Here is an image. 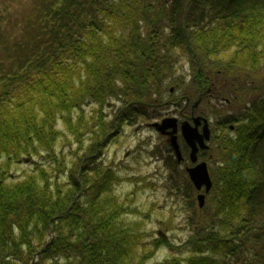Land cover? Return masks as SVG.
Masks as SVG:
<instances>
[{
	"label": "trees",
	"instance_id": "1",
	"mask_svg": "<svg viewBox=\"0 0 264 264\" xmlns=\"http://www.w3.org/2000/svg\"><path fill=\"white\" fill-rule=\"evenodd\" d=\"M181 96L208 107L215 187L238 216L215 232L196 207L187 240L144 242L99 158ZM163 247L153 264H264V0H0V264H148Z\"/></svg>",
	"mask_w": 264,
	"mask_h": 264
},
{
	"label": "rangeland",
	"instance_id": "2",
	"mask_svg": "<svg viewBox=\"0 0 264 264\" xmlns=\"http://www.w3.org/2000/svg\"><path fill=\"white\" fill-rule=\"evenodd\" d=\"M169 106L170 105L166 106L164 112L170 114L175 113V111L179 109L174 105L172 107ZM92 107L93 106H88L86 108V117L91 115V111L93 110ZM58 130L60 134L56 139L57 152L63 151L66 163L68 164V161L72 159L70 155L71 150L75 148L74 145L69 146V143L73 141V136L66 130V127H64L62 123L59 125ZM87 138L88 137L84 140L85 147L89 144ZM158 139L159 135L157 136L146 123L140 122V124L134 126L130 125L125 128L123 134L115 137V139L103 148L105 165L110 163L116 166V162H124L131 168V171L116 168L118 174L123 177V181L115 185L112 195L110 196L112 198L116 197L118 204L123 207L129 206L130 208H136L138 210L132 213L130 215L131 218L127 221L133 226L135 224L132 222L138 223L137 225L140 226L139 231L142 233L141 241L145 242V240L150 238L145 236L147 234L146 232H150L153 236L156 231H161L173 240V242L179 244L181 241L187 240L193 233L192 228L187 223V218L188 216L191 218L198 217L199 213L195 210L197 207L195 195L192 190L186 186L185 181L181 179L177 180L174 185L176 197L167 194L163 187V178L157 174V169L162 166L161 174L166 176L167 171L164 169L165 166L162 163L160 164L159 161H153V159H147L148 161L144 160L139 163L134 162L132 159L133 151L139 144L144 142L147 146L156 147L158 145ZM31 167L32 164H30L29 161L22 160L12 163L11 171L12 174L20 176L23 172L29 171ZM133 174L144 175L147 180L141 183H134V181H130L129 179ZM60 180L64 182L66 179L65 177H61ZM63 193L65 194V192ZM106 197H109L108 193ZM210 210L211 204L206 198L203 211L208 213ZM194 212L196 213L195 216H193ZM125 218L126 217H124V220ZM128 227H130V225ZM169 254V250L167 251L166 249L160 248L156 251L154 257L148 260V264L160 261L168 257Z\"/></svg>",
	"mask_w": 264,
	"mask_h": 264
},
{
	"label": "water",
	"instance_id": "3",
	"mask_svg": "<svg viewBox=\"0 0 264 264\" xmlns=\"http://www.w3.org/2000/svg\"><path fill=\"white\" fill-rule=\"evenodd\" d=\"M203 121V132L199 134L197 131L198 125ZM154 127H156L160 132L165 133V130L171 127L173 130L168 133L170 136V145L174 148L175 153L178 157V160H181V154L178 148V144L176 143L175 133V119L169 118L164 119L160 124L154 123ZM182 134L186 142L191 146L190 158L192 161L196 160V153L198 150V146L201 148H205L204 140L209 139V129L207 120L202 117H197L194 119V127H191L187 122L182 124ZM190 176L194 181L197 188H200L201 184H206V190L210 187V180L207 174L206 164L200 163L196 167L189 169ZM199 206H203L204 204V196H198Z\"/></svg>",
	"mask_w": 264,
	"mask_h": 264
},
{
	"label": "flooded vegetation",
	"instance_id": "4",
	"mask_svg": "<svg viewBox=\"0 0 264 264\" xmlns=\"http://www.w3.org/2000/svg\"><path fill=\"white\" fill-rule=\"evenodd\" d=\"M195 109L194 110H192L191 109V111H190V114L188 115V114H184V118H186V119H188V120H191L192 119V117L193 116H195ZM156 134H157V136L159 135L155 130H153ZM167 131H170V129H168ZM166 131V132H167ZM160 136V135H159ZM177 136H178V138L180 137V134H179V129H177ZM162 138H164V140H168V136L167 135H164L163 134V136H161ZM212 157V155H209V158H211ZM184 165H186V164H184ZM188 166V165H187ZM187 166H185L184 168H185V170H186V167ZM212 189H213V187H212ZM212 193H213V191H212ZM216 195H217V197H216ZM215 200H217V201H215ZM214 201H215V203H219L218 201H221V195H220V193H218V192H214L213 194H212V202H213V207H212V215H214V214H216V210H214ZM220 204V203H219ZM220 206H222L221 204H220ZM214 218V217H213Z\"/></svg>",
	"mask_w": 264,
	"mask_h": 264
}]
</instances>
